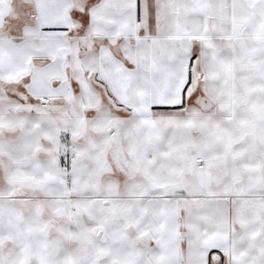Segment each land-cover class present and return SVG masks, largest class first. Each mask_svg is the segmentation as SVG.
I'll return each instance as SVG.
<instances>
[{
  "label": "snow or ice",
  "instance_id": "6c2138e0",
  "mask_svg": "<svg viewBox=\"0 0 264 264\" xmlns=\"http://www.w3.org/2000/svg\"><path fill=\"white\" fill-rule=\"evenodd\" d=\"M0 264H264V0H0Z\"/></svg>",
  "mask_w": 264,
  "mask_h": 264
}]
</instances>
